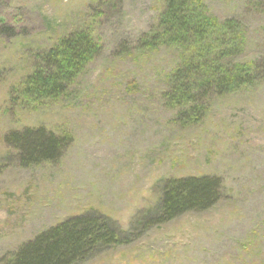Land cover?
<instances>
[{"label":"rangeland","instance_id":"1","mask_svg":"<svg viewBox=\"0 0 264 264\" xmlns=\"http://www.w3.org/2000/svg\"><path fill=\"white\" fill-rule=\"evenodd\" d=\"M221 21L244 25L241 63L262 80L214 96L205 117L182 126L164 104L178 64L172 48L144 50L164 0H0V264L69 217L97 211L131 230L154 208L167 179L214 176L209 210L145 231L80 264H264V0H204ZM82 28L102 51L60 98L13 101L38 53ZM15 96V95H14ZM45 127L70 134L58 162L20 167L9 132Z\"/></svg>","mask_w":264,"mask_h":264},{"label":"trees","instance_id":"2","mask_svg":"<svg viewBox=\"0 0 264 264\" xmlns=\"http://www.w3.org/2000/svg\"><path fill=\"white\" fill-rule=\"evenodd\" d=\"M157 23L139 39V47L172 48L178 64L166 79L164 104L177 111L180 125L203 120L216 95L237 93L262 80L259 64L241 63L246 49L244 25L237 19L221 21L204 0H164ZM93 32L82 28L38 53L34 70L14 89L13 101L40 103L65 95L69 87L101 54ZM5 143L17 152L18 165L32 167L58 162L72 144L70 134L58 135L45 127L11 131ZM223 180L214 176L167 179L154 208L135 219L131 230L102 213L91 211L67 218L10 254L6 264H80L95 254L134 242L146 230L190 211L209 210L223 194Z\"/></svg>","mask_w":264,"mask_h":264}]
</instances>
